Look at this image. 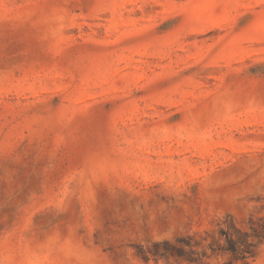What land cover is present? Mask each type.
<instances>
[{"label":"rangeland","instance_id":"obj_1","mask_svg":"<svg viewBox=\"0 0 264 264\" xmlns=\"http://www.w3.org/2000/svg\"><path fill=\"white\" fill-rule=\"evenodd\" d=\"M228 218H264V0H0V264H244Z\"/></svg>","mask_w":264,"mask_h":264},{"label":"trees","instance_id":"obj_2","mask_svg":"<svg viewBox=\"0 0 264 264\" xmlns=\"http://www.w3.org/2000/svg\"><path fill=\"white\" fill-rule=\"evenodd\" d=\"M220 237L224 240V245H218L216 249H212L213 253L231 255L234 261L248 264V260L255 258L257 248L264 242V218L257 221L251 220L249 231L240 228L233 218H228L224 222V227L220 230ZM186 245L190 247L187 253L173 246L171 248L176 251L178 257L185 258L192 264H203L205 254H196L189 244ZM168 251L165 250L162 257H167ZM149 253L143 252V257L146 260L149 259Z\"/></svg>","mask_w":264,"mask_h":264}]
</instances>
